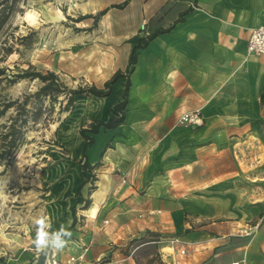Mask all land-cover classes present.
Here are the masks:
<instances>
[{"label": "crops", "instance_id": "crops-1", "mask_svg": "<svg viewBox=\"0 0 264 264\" xmlns=\"http://www.w3.org/2000/svg\"><path fill=\"white\" fill-rule=\"evenodd\" d=\"M91 1L90 15L106 10L99 26L109 63L95 86L122 76L109 96L77 95L70 125L108 123L129 84L125 119L87 132L93 168L76 165L54 194L91 192V217L109 222L104 245L156 225L189 246L182 255L161 245L164 264H264V56L247 50L251 32L264 25V0ZM193 110L203 125H180ZM77 139L79 158L87 140ZM137 190L146 192L125 199ZM73 224L69 216L64 229ZM248 224L253 234L241 236ZM92 239L100 243L90 232ZM105 264L138 263L114 253Z\"/></svg>", "mask_w": 264, "mask_h": 264}, {"label": "rangeland", "instance_id": "rangeland-1", "mask_svg": "<svg viewBox=\"0 0 264 264\" xmlns=\"http://www.w3.org/2000/svg\"><path fill=\"white\" fill-rule=\"evenodd\" d=\"M90 1L0 0V110L12 103L0 116V264H39L42 254V264L52 258L105 264L114 253L133 256L138 264H164L160 246L171 245L173 236L156 225L123 239L115 236L104 245L109 237L104 227L109 222H98V215L97 220L91 217L96 213L90 210L91 192L85 198L81 191L54 194V186L83 163V156L74 157L77 138H84L82 128L94 121L87 119L73 128L70 122L82 101L76 96L75 104L67 108L66 93L95 86L102 80L97 75H106L109 66L102 57L106 47L100 39L101 18L90 25L87 17L90 9L85 5ZM27 71L54 72L59 86L53 96L36 95L44 83L39 78H21ZM59 168H64L61 174L56 173ZM145 192H127L125 199ZM165 193L160 192L156 201ZM69 216L74 224L71 236L62 237L67 241L64 247L37 248L38 221L51 236L66 226ZM129 221L128 216L119 220ZM90 232L100 243L87 240ZM103 246H108V253L91 259Z\"/></svg>", "mask_w": 264, "mask_h": 264}, {"label": "trees", "instance_id": "trees-1", "mask_svg": "<svg viewBox=\"0 0 264 264\" xmlns=\"http://www.w3.org/2000/svg\"><path fill=\"white\" fill-rule=\"evenodd\" d=\"M106 13V10L99 12L97 15L92 16L89 15L87 16L88 18H94V21L97 22V20H99L101 18L102 15H104ZM1 73V71H0ZM122 76V74L120 72H117L110 80H108L105 83V87L104 88H98L96 86H91L90 88L83 89V88H78L75 90H70V92L67 95V108L74 105L76 102L75 97L77 95H94L96 97H106L109 96L111 94L112 91V86L116 83V81ZM21 78L24 77H31V78H39L44 85L39 89V91L36 93V95H43L45 97H52L54 94V89L55 87L59 86V82L57 79V76L54 72H49L47 74H43L41 72H33L30 73L29 71L25 72L24 74H22L20 76ZM129 84L127 85V88L125 90V92L122 95L123 101L120 102L117 105V110L118 112L121 113L120 116L116 115L114 118H112L108 123L106 122H102V121H94L91 123V127L88 128H82L81 133L84 136V138L87 140V144L84 147V152H83V169L84 170H88L93 168V166L90 165L89 161H88V157L86 155V148L91 145L94 142L93 138L88 137L86 134L87 132L90 133H98L101 127H104L105 129H112L115 128L117 126H119L120 124H122V122L125 119V108L127 105V90H128ZM12 106V103H7L4 108L2 110H0V116L3 115L10 107ZM152 241H154L155 243L158 242V239H153ZM44 261V254L41 255V257L38 259V263L42 264Z\"/></svg>", "mask_w": 264, "mask_h": 264}, {"label": "built area", "instance_id": "built-area-1", "mask_svg": "<svg viewBox=\"0 0 264 264\" xmlns=\"http://www.w3.org/2000/svg\"><path fill=\"white\" fill-rule=\"evenodd\" d=\"M249 55L264 56V25L254 29L251 32L248 46H247ZM179 123L185 126H202L204 123L203 114L201 110L187 111L181 114L179 117ZM254 225L244 226L238 233L241 236H251L254 232ZM170 244L173 247L179 248L178 252L182 255L188 253V245L185 242L177 237L173 236L170 239ZM75 261L74 258H71L67 262H61L56 258L49 260L48 264H72ZM233 264H240V262H234Z\"/></svg>", "mask_w": 264, "mask_h": 264}, {"label": "clouds", "instance_id": "clouds-1", "mask_svg": "<svg viewBox=\"0 0 264 264\" xmlns=\"http://www.w3.org/2000/svg\"><path fill=\"white\" fill-rule=\"evenodd\" d=\"M38 223L41 225V227L37 232V238L35 240L37 248H43L49 244L56 248H63L67 241L62 237L71 236V232L65 230L63 227H61L59 231L54 232L51 236H49V234L43 230V222L38 221Z\"/></svg>", "mask_w": 264, "mask_h": 264}, {"label": "bare ground", "instance_id": "bare-ground-1", "mask_svg": "<svg viewBox=\"0 0 264 264\" xmlns=\"http://www.w3.org/2000/svg\"><path fill=\"white\" fill-rule=\"evenodd\" d=\"M99 3V2H98ZM81 4V3H80ZM85 6L89 7V9L93 6H95V1H90L89 3H87ZM78 7V6H77ZM81 9V8H80ZM174 251V250H173Z\"/></svg>", "mask_w": 264, "mask_h": 264}]
</instances>
